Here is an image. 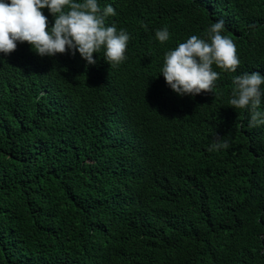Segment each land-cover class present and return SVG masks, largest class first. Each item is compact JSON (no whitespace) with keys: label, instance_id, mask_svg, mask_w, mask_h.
<instances>
[{"label":"trees","instance_id":"obj_1","mask_svg":"<svg viewBox=\"0 0 264 264\" xmlns=\"http://www.w3.org/2000/svg\"><path fill=\"white\" fill-rule=\"evenodd\" d=\"M99 2L130 33L119 65L0 53V264H264V125L227 103L264 75V0ZM221 18L237 72L178 96L165 52Z\"/></svg>","mask_w":264,"mask_h":264},{"label":"clouds","instance_id":"obj_2","mask_svg":"<svg viewBox=\"0 0 264 264\" xmlns=\"http://www.w3.org/2000/svg\"><path fill=\"white\" fill-rule=\"evenodd\" d=\"M47 9L53 17L44 14ZM117 12L112 4L101 7L99 0H0V53L15 50L19 42H27L39 56H55L67 51L79 54L88 65L97 63L93 53L103 51V60L117 66L127 59L130 33L115 23H106ZM225 32L224 20L213 21L204 36L190 35L164 54L159 74L178 96H196L202 90L211 92L216 86L218 68L236 73L241 60L234 41ZM160 42L168 41L167 26L155 30ZM233 88L228 106L250 113L252 126L264 125V75L244 71L232 76ZM220 136L209 146L219 151L229 147Z\"/></svg>","mask_w":264,"mask_h":264}]
</instances>
